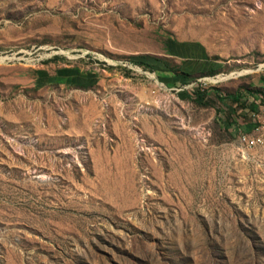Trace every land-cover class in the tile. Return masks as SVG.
Returning <instances> with one entry per match:
<instances>
[{
    "label": "rangeland",
    "instance_id": "1",
    "mask_svg": "<svg viewBox=\"0 0 264 264\" xmlns=\"http://www.w3.org/2000/svg\"><path fill=\"white\" fill-rule=\"evenodd\" d=\"M264 0H0V264H264Z\"/></svg>",
    "mask_w": 264,
    "mask_h": 264
},
{
    "label": "trees",
    "instance_id": "2",
    "mask_svg": "<svg viewBox=\"0 0 264 264\" xmlns=\"http://www.w3.org/2000/svg\"><path fill=\"white\" fill-rule=\"evenodd\" d=\"M246 93L249 95L259 94L264 96V91L261 89L240 88L236 93L231 94L230 98L238 102Z\"/></svg>",
    "mask_w": 264,
    "mask_h": 264
}]
</instances>
